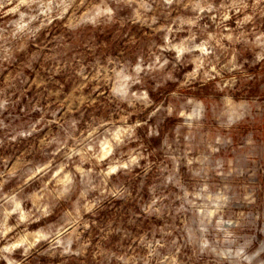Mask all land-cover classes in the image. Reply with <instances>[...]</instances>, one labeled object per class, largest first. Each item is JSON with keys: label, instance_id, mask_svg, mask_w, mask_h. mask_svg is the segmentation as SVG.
Here are the masks:
<instances>
[{"label": "clouds", "instance_id": "1", "mask_svg": "<svg viewBox=\"0 0 264 264\" xmlns=\"http://www.w3.org/2000/svg\"><path fill=\"white\" fill-rule=\"evenodd\" d=\"M0 264H264V0H0Z\"/></svg>", "mask_w": 264, "mask_h": 264}]
</instances>
